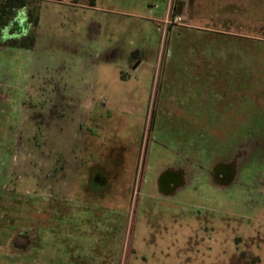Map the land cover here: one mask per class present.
<instances>
[{"label":"rangeland","instance_id":"1","mask_svg":"<svg viewBox=\"0 0 264 264\" xmlns=\"http://www.w3.org/2000/svg\"><path fill=\"white\" fill-rule=\"evenodd\" d=\"M33 1L40 4V22L34 30L28 112L22 118L18 114L15 126L0 122V264L262 261L264 29L250 28L237 18L264 25V0H96L95 9L91 0ZM157 2L162 8H222L216 15L225 13L236 21L196 20L194 15L190 21L195 27L174 32L172 9L155 25L119 12ZM188 38L192 42L185 43ZM135 50L147 54L148 70L135 73L125 64L124 58ZM168 54H174L170 63ZM177 55L203 58L216 79L194 76L191 59L185 62L188 68L171 75L169 64L183 63ZM248 71L253 76L247 84L231 81ZM124 73L127 79H121ZM183 73L186 78L177 76ZM166 83L179 87L176 102L186 108L213 103L228 112L234 109L233 96L243 108L238 111L247 121L242 140H219L210 149L205 142L197 146V167L202 170L210 161L229 164L244 147L237 180L221 192L225 200L209 188L210 178L203 171L196 174L190 195L195 199L187 198L189 204L183 199L186 203L178 210L159 193L156 179L166 155L154 153L169 152L171 145L155 134L153 117ZM9 88L4 92L10 93ZM10 104L7 99L0 102V118L8 107L10 115L16 113ZM226 129L231 132L228 124ZM141 150L149 159L144 152L135 172L130 159ZM211 170L213 180L224 179ZM173 211L182 214L180 221L171 217ZM151 215H158L157 221H148ZM216 229L221 233L205 241V234ZM239 234L245 242L235 248Z\"/></svg>","mask_w":264,"mask_h":264},{"label":"crops","instance_id":"2","mask_svg":"<svg viewBox=\"0 0 264 264\" xmlns=\"http://www.w3.org/2000/svg\"><path fill=\"white\" fill-rule=\"evenodd\" d=\"M237 1L239 0H236V2ZM56 3L61 4L60 2H56ZM91 7H93L91 9H95L96 0H95V5ZM162 7L163 5L159 6V3L157 2L155 3V5H150L149 8H123V11H119V12L129 13L131 15L135 14L139 16V19L152 21L154 22L155 25L157 22L163 20L165 21L169 13V10L172 9L173 19H175V21L173 22L174 25H172L170 30H173L174 32L176 29L180 27H184V28L195 27L196 26L195 23L190 21L192 20V18H195L194 15L196 16V20L202 18H210L212 21L221 22V23L232 22L234 20L236 21V18L232 19L229 16H226L225 13L216 15L217 11H221V12L223 11L222 8L219 9L200 8L201 6L195 7V5L192 4H185L181 8H168V7L162 8ZM159 9H161L160 12H158ZM186 19H188L190 23L187 22ZM244 21L245 20L243 21L238 20L237 18V22L241 24H245L250 28L264 29V25L262 24H253ZM38 26L36 28H38ZM199 26L202 27L205 25H199ZM202 28H208V27H202ZM232 34L243 37L252 36V35H248L250 33L241 34L234 32ZM190 42H192L190 38H188L187 41H185V43H190ZM0 52H1L0 102H4V99L9 100L11 102L9 106L13 107L12 110L16 112L14 113V115H10L11 108L8 107L7 111L6 109H4V113L6 111L7 115L1 113L2 118H0L1 119L0 122H2L3 125L15 126L16 120H18V118H16L18 117V114H19V118H22L25 116L26 112H28V106L26 103H27L29 87L31 86L30 71L34 56V47L32 49H25V48L9 47L0 44ZM173 56L174 54H168L169 63L174 60L171 59ZM177 57L181 61H183V63L169 64L168 67L171 75H173L174 71L180 73L182 72V70L188 68V65H186L185 62L191 59L192 62L191 71H193L194 76L196 75L197 77H199L200 75L199 78H206L210 82L216 79L215 77L216 74L213 68L211 66L206 68L205 64L203 63V58L194 55H188L187 59L186 56L184 55H177ZM146 60H147V54L144 53L140 54L138 50H135L134 54L131 51L129 55L126 58H124L125 64L126 63L128 64V68L130 69V71H133L135 73L140 72L141 70L144 69L148 70V67L146 65L147 63ZM14 74L16 75L13 76ZM126 76L127 74L124 73L121 79H127ZM177 76L181 78H186L185 73L179 74ZM252 76H253V72L248 71L247 74L241 75L240 78H233L231 81L239 82L240 84H247L246 83L247 78L251 79ZM187 79L189 81L190 79L192 80L189 74L187 75ZM168 81L170 82L171 78ZM253 82L257 83L258 81H253ZM5 87H10L9 89H11V92L10 93H7V91L4 92ZM241 88L244 89L243 87ZM224 89L227 91L226 88ZM178 94H179L178 86L174 85L171 87L166 83L165 95L163 99L157 104V114L155 113V116L153 117L156 118L155 120L157 124V127L154 128L155 134L162 137L163 141L164 139L169 141L171 145V148L168 149L169 152L161 153L160 150L156 149L154 153L155 156L166 155V159H165L166 165H164L162 168L160 167L161 169L158 170V176L156 179L157 189L159 190V193L166 196V199L170 202V204H172V207L175 206L177 210L180 206V203H186L184 201L181 202L183 199L184 200H187V198L188 200L192 199V202L195 199L194 197L191 198L190 195L191 193L193 195V193L195 192L196 189V184L194 183L195 178L198 175L197 173H201V171H203L204 174L207 173V176H209L210 178L209 188L216 189L217 194H219V196L222 197L221 195L222 190H225L226 188H228V186L226 184H223L222 181L218 180L217 176H215L214 177L215 179L213 180V178L210 177L208 170L212 169L214 172H216L218 166L223 165L224 162L219 160L210 161V163H208V166H206L207 167L206 170L200 169L199 167H197V165L199 164L196 154L198 152L197 146L198 144L205 142V144L206 143L209 144L206 146H208V149H210L212 146V142H220L219 140H228V139H232V141L242 140L245 132L243 126L247 124V121H243L242 119V111L238 112L243 108H241V106H237L236 96L232 97L234 109H231L227 112L226 108H224L223 106L213 103H211L209 106H206L204 108L195 107V106L193 108H186L185 106L180 105L176 102V98ZM180 102L181 101H179V103ZM226 124H228V126L230 127L231 130L230 133L226 129ZM21 128L22 126H19V132L21 131ZM256 130H258L257 138H259V128ZM4 131L7 132V128H5ZM252 132H254V130H252ZM238 135L239 137H237ZM207 136L209 137L207 138ZM72 150H74V148H72ZM244 154H245L244 147L241 146L240 150L237 149L235 153V158H231L229 162H227L232 166L231 169L233 171L232 172L233 178L231 183L233 181H236L238 178V173H239L237 172L238 162L243 158ZM126 155L129 156V153L126 152ZM218 155H220L219 152H217L216 156ZM142 156H143V152L141 150L140 154H138L137 156H132V160L130 159V165L131 167L133 166L135 172L140 167V161H141L140 158H142ZM148 156L149 155L147 153L146 159H149ZM146 162L148 163L149 161L146 160ZM211 162H213V164H211ZM218 172L220 178H225L224 175L223 177L221 176V174H223L222 172L220 171ZM222 198L225 200L224 197ZM177 199L180 200V202H177ZM187 203L189 204V201ZM157 216L158 215L156 216L151 215L150 218H148L147 220L155 222L157 221L156 220ZM164 217L165 216L163 215V218ZM171 217H174V220L176 219L180 221L182 214H180L178 211L177 212L173 211ZM154 226L158 227L159 225L156 224ZM209 232H211V230H209ZM217 233H221V232L216 229V231L214 232L212 231L211 233L205 234V241H207L208 239V241L210 240V242H212L213 238L217 236L216 235ZM235 237H236L235 241L238 243V244L236 243L235 248H237V245L238 247L244 245L245 239L243 241L240 234L238 236L235 235ZM237 237L242 240L238 241ZM22 239L23 237L20 238L19 242H22L23 241ZM254 243L257 244L256 242ZM258 249L259 246L256 245L254 251H257ZM236 252L238 253V251ZM259 252L262 255L261 256L262 261L256 264H264V251L260 250Z\"/></svg>","mask_w":264,"mask_h":264},{"label":"trees","instance_id":"3","mask_svg":"<svg viewBox=\"0 0 264 264\" xmlns=\"http://www.w3.org/2000/svg\"><path fill=\"white\" fill-rule=\"evenodd\" d=\"M91 2L94 5V0ZM39 11L40 4L33 0H0V44L32 49L36 42L34 29L39 24ZM21 14L25 16L19 18Z\"/></svg>","mask_w":264,"mask_h":264},{"label":"water","instance_id":"4","mask_svg":"<svg viewBox=\"0 0 264 264\" xmlns=\"http://www.w3.org/2000/svg\"><path fill=\"white\" fill-rule=\"evenodd\" d=\"M232 166L230 164H223V165H219L218 168H217V171H216V175L219 174L218 171L222 172L223 174H225L226 170L228 172V175H224V179L222 180L223 184H228L232 181V178H233V171H232Z\"/></svg>","mask_w":264,"mask_h":264},{"label":"flooded vegetation","instance_id":"5","mask_svg":"<svg viewBox=\"0 0 264 264\" xmlns=\"http://www.w3.org/2000/svg\"><path fill=\"white\" fill-rule=\"evenodd\" d=\"M144 152H145V151H144ZM144 152H143V153H144ZM145 154H147V152H145Z\"/></svg>","mask_w":264,"mask_h":264}]
</instances>
